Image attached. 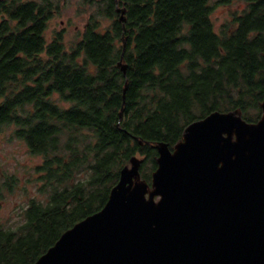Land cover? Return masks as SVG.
Here are the masks:
<instances>
[{
  "label": "trees",
  "instance_id": "1",
  "mask_svg": "<svg viewBox=\"0 0 264 264\" xmlns=\"http://www.w3.org/2000/svg\"><path fill=\"white\" fill-rule=\"evenodd\" d=\"M217 3L236 4L218 29ZM68 6L0 0V133L12 126L42 158L33 171L46 194L30 198L21 221L0 222V264L35 262L100 210L133 156L151 184L155 144L173 147L194 120L214 110L262 115L264 0H82L87 17L71 39L51 29ZM4 174L0 196L19 182Z\"/></svg>",
  "mask_w": 264,
  "mask_h": 264
},
{
  "label": "water",
  "instance_id": "2",
  "mask_svg": "<svg viewBox=\"0 0 264 264\" xmlns=\"http://www.w3.org/2000/svg\"><path fill=\"white\" fill-rule=\"evenodd\" d=\"M261 107L257 121L214 110L173 147L155 144L151 184L133 156L105 205L31 264H264V98Z\"/></svg>",
  "mask_w": 264,
  "mask_h": 264
},
{
  "label": "rangeland",
  "instance_id": "3",
  "mask_svg": "<svg viewBox=\"0 0 264 264\" xmlns=\"http://www.w3.org/2000/svg\"><path fill=\"white\" fill-rule=\"evenodd\" d=\"M69 6L63 13L51 22V29H68V39L73 38L77 29L83 27L87 14H78V3L82 0H68ZM219 0H213V2ZM224 3H217L212 11L211 18L215 27L219 26L230 17L231 10ZM85 15V18L84 16ZM72 21V24L69 23ZM13 127H7L0 133V181L5 180V174L17 175L19 182L12 190H4L0 196V222L6 226L14 225L21 221L23 208L27 206L31 197L44 199L46 194L38 191L37 173L33 166L40 163L42 158L30 153L26 143L12 136ZM36 178V179H35ZM14 187V186H13Z\"/></svg>",
  "mask_w": 264,
  "mask_h": 264
}]
</instances>
